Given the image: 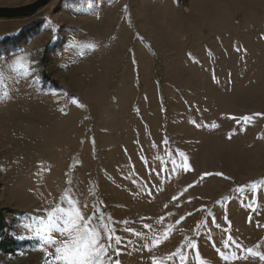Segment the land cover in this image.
Wrapping results in <instances>:
<instances>
[{
    "label": "rangeland",
    "instance_id": "374dc122",
    "mask_svg": "<svg viewBox=\"0 0 264 264\" xmlns=\"http://www.w3.org/2000/svg\"><path fill=\"white\" fill-rule=\"evenodd\" d=\"M184 1L0 19V216L18 243L0 264H61L66 235L37 231L61 205L104 264H264L247 252L264 253V0Z\"/></svg>",
    "mask_w": 264,
    "mask_h": 264
},
{
    "label": "snow or ice",
    "instance_id": "6c2138e0",
    "mask_svg": "<svg viewBox=\"0 0 264 264\" xmlns=\"http://www.w3.org/2000/svg\"><path fill=\"white\" fill-rule=\"evenodd\" d=\"M14 67L24 68L23 59L18 58ZM0 78H2V74H0ZM68 199L71 203L70 196ZM84 219L83 213L78 207L65 212L63 205L49 211L46 218L38 219L37 231L44 234L46 242L54 243L53 237L57 233L66 235L61 246L56 248L55 259L61 264H104L107 246L100 242V235L97 230L93 229L90 224H85ZM108 238L112 239L110 234ZM116 240L119 243L118 237ZM225 247H227V242H225ZM247 252L249 255H258L264 260V253L255 252L253 249H247ZM172 255L178 256L181 264H185L187 258L182 252L178 251ZM221 255L223 256V253Z\"/></svg>",
    "mask_w": 264,
    "mask_h": 264
},
{
    "label": "water",
    "instance_id": "95a60500",
    "mask_svg": "<svg viewBox=\"0 0 264 264\" xmlns=\"http://www.w3.org/2000/svg\"><path fill=\"white\" fill-rule=\"evenodd\" d=\"M51 0L37 2L19 8L0 7V19H21L34 16L40 9L48 6Z\"/></svg>",
    "mask_w": 264,
    "mask_h": 264
},
{
    "label": "trees",
    "instance_id": "16d2710c",
    "mask_svg": "<svg viewBox=\"0 0 264 264\" xmlns=\"http://www.w3.org/2000/svg\"><path fill=\"white\" fill-rule=\"evenodd\" d=\"M182 3L184 2V4L186 5L184 0H181ZM263 180H257L256 182H261ZM94 189V193L95 195H97V197L99 196V190L95 188ZM8 222L2 217L0 216V249L3 252L9 253V254H13L16 251V248L18 246L17 241L10 235L11 233V229L8 228Z\"/></svg>",
    "mask_w": 264,
    "mask_h": 264
}]
</instances>
